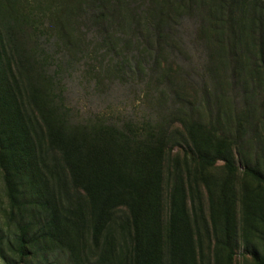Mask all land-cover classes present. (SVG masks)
Returning a JSON list of instances; mask_svg holds the SVG:
<instances>
[{
    "label": "trees",
    "instance_id": "1",
    "mask_svg": "<svg viewBox=\"0 0 264 264\" xmlns=\"http://www.w3.org/2000/svg\"><path fill=\"white\" fill-rule=\"evenodd\" d=\"M83 62L151 116L79 117ZM0 187V264H264V0H0Z\"/></svg>",
    "mask_w": 264,
    "mask_h": 264
},
{
    "label": "rangeland",
    "instance_id": "2",
    "mask_svg": "<svg viewBox=\"0 0 264 264\" xmlns=\"http://www.w3.org/2000/svg\"><path fill=\"white\" fill-rule=\"evenodd\" d=\"M197 23L186 18L181 26L189 60L179 55L178 60L192 73V78L197 83H203V66L205 53L202 47L195 42ZM64 67L66 95L68 102L78 112L79 117H89L95 114H104L109 120L121 122L126 119L142 120L151 116L153 102L147 99L149 87L145 78L122 80L102 77L89 70L86 62ZM200 84V85H201ZM175 153V152H174ZM183 154V153H182ZM223 161L220 160L212 169L216 174L223 172ZM205 195V192H203ZM2 191L0 187V206L2 205ZM207 200V195H205ZM0 214L1 210H0ZM236 264H253L251 258L238 254Z\"/></svg>",
    "mask_w": 264,
    "mask_h": 264
}]
</instances>
